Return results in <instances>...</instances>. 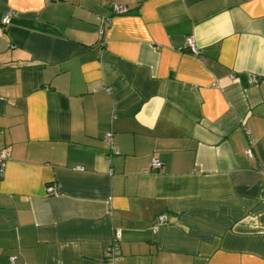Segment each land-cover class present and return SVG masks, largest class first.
I'll list each match as a JSON object with an SVG mask.
<instances>
[{"label":"crops","instance_id":"1","mask_svg":"<svg viewBox=\"0 0 264 264\" xmlns=\"http://www.w3.org/2000/svg\"><path fill=\"white\" fill-rule=\"evenodd\" d=\"M0 146V264H264V0H0Z\"/></svg>","mask_w":264,"mask_h":264},{"label":"built area","instance_id":"2","mask_svg":"<svg viewBox=\"0 0 264 264\" xmlns=\"http://www.w3.org/2000/svg\"><path fill=\"white\" fill-rule=\"evenodd\" d=\"M46 1L50 2V1H57V0H46ZM113 12H114V14H122V13L127 12V8L125 6H119V5L113 4ZM10 21L11 20H10L9 15L4 16L2 19V25L7 26L10 23ZM104 33H105L104 29L101 28L99 31L100 40L101 39L103 40ZM188 46L190 47L192 54H194L196 56L199 55V50L196 47V45L192 39H188ZM104 140L109 143L111 153L112 154H118V151L114 148V145H113V134L112 133L105 134ZM246 154L249 158H251L252 157L251 149H247ZM9 157H10L9 152L6 151V149L4 147L0 146V176L3 174L5 163L9 159ZM160 165H161L160 161H158L157 159L153 160V162H152L153 169H158L160 167ZM261 173L264 175V168L263 167L261 168ZM46 191L49 194L54 193L55 187L53 185H50L47 187ZM166 223H167L166 216L160 215L153 222V229L157 230L159 227L166 225ZM120 240H121L120 233L117 232L116 234H114V237L111 240V242H110V244H109V246L105 252V259H106V262L108 264H114V262L119 258ZM11 262H14L13 258L11 259Z\"/></svg>","mask_w":264,"mask_h":264}]
</instances>
